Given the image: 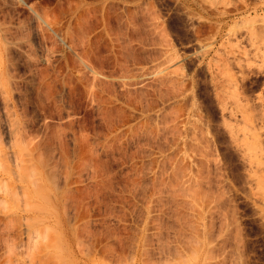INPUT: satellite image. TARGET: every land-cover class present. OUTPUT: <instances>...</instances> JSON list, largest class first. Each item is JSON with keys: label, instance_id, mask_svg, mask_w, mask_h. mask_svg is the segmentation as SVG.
Returning a JSON list of instances; mask_svg holds the SVG:
<instances>
[{"label": "rangeland", "instance_id": "obj_1", "mask_svg": "<svg viewBox=\"0 0 264 264\" xmlns=\"http://www.w3.org/2000/svg\"><path fill=\"white\" fill-rule=\"evenodd\" d=\"M3 19L0 264H264V0Z\"/></svg>", "mask_w": 264, "mask_h": 264}, {"label": "bare ground", "instance_id": "obj_2", "mask_svg": "<svg viewBox=\"0 0 264 264\" xmlns=\"http://www.w3.org/2000/svg\"><path fill=\"white\" fill-rule=\"evenodd\" d=\"M7 21L3 19V21L0 20V87L2 90L8 95L9 93V87L8 82H10L11 75L7 69L6 61H5V50L8 51V53L11 50L10 43H19L18 37L15 36L14 32L12 31V28L9 25H6ZM8 79L9 81H6Z\"/></svg>", "mask_w": 264, "mask_h": 264}]
</instances>
